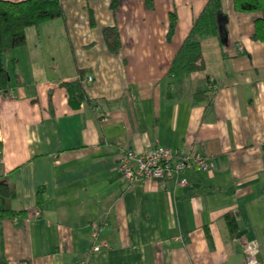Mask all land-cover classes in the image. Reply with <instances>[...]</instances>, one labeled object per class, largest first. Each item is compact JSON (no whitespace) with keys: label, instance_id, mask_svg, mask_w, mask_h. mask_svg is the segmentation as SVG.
Masks as SVG:
<instances>
[{"label":"crops","instance_id":"1","mask_svg":"<svg viewBox=\"0 0 264 264\" xmlns=\"http://www.w3.org/2000/svg\"><path fill=\"white\" fill-rule=\"evenodd\" d=\"M59 1L63 17L27 27L4 55L0 174L22 213L0 220V264H246L241 237L264 257V40L253 38L264 10L221 0L225 45L203 38L204 68L176 80L170 65L207 0H119L114 11L111 0ZM78 78L89 101L73 109L62 83ZM156 145L212 167L187 172L185 186L124 183L122 151Z\"/></svg>","mask_w":264,"mask_h":264},{"label":"trees","instance_id":"2","mask_svg":"<svg viewBox=\"0 0 264 264\" xmlns=\"http://www.w3.org/2000/svg\"><path fill=\"white\" fill-rule=\"evenodd\" d=\"M235 9L241 12L263 11L264 0H233ZM146 8L153 7L152 0H145ZM119 0H111L110 8L114 11ZM63 17V10L59 0H0V92H5L9 85V72L6 68L4 55L6 52L25 45V29L38 26L46 21ZM177 15L171 13L167 37L170 38L175 31ZM107 47L116 52L120 46L118 30L116 27L103 29ZM214 36L222 45L226 43V16L222 11L221 0H207L201 12L196 16L183 38L169 68V75L181 80L186 75L200 71L204 68L201 52V40ZM253 38L264 40V17L255 20ZM66 92L68 104L77 109L83 102L89 100L80 78L62 83ZM42 189L38 192V203H41ZM16 197L15 188L7 177L0 174V220L14 218L22 213L12 208V201ZM230 231L236 234L234 217L226 215Z\"/></svg>","mask_w":264,"mask_h":264},{"label":"built area","instance_id":"3","mask_svg":"<svg viewBox=\"0 0 264 264\" xmlns=\"http://www.w3.org/2000/svg\"><path fill=\"white\" fill-rule=\"evenodd\" d=\"M91 78L87 79L90 82ZM212 163L208 156L190 149L171 150L159 145L141 153L130 149L122 151L118 162L121 180L127 185L143 184L149 180H170L177 186L188 184L187 172H209ZM39 216V212H35ZM96 236L97 224H93ZM246 264H264V257H258V246L254 241L241 237ZM99 245L95 250H99Z\"/></svg>","mask_w":264,"mask_h":264},{"label":"water","instance_id":"4","mask_svg":"<svg viewBox=\"0 0 264 264\" xmlns=\"http://www.w3.org/2000/svg\"><path fill=\"white\" fill-rule=\"evenodd\" d=\"M245 233H246V231H240V232H238L237 235L240 237V236H243ZM258 257H261L260 253L258 254Z\"/></svg>","mask_w":264,"mask_h":264}]
</instances>
